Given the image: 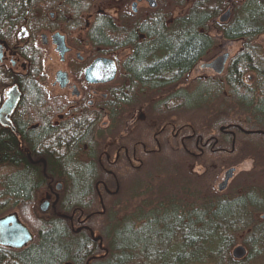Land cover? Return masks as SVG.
<instances>
[{
	"label": "trees",
	"instance_id": "1",
	"mask_svg": "<svg viewBox=\"0 0 264 264\" xmlns=\"http://www.w3.org/2000/svg\"><path fill=\"white\" fill-rule=\"evenodd\" d=\"M51 1L0 0V30L9 32L16 24L13 18L23 15L24 7H48ZM178 1L182 6L187 2ZM53 2L54 6L63 2L77 18L82 13L94 15L87 29V38L93 46L112 48L113 39L129 38L127 26H119L111 16L97 13V0ZM159 2V9L151 11L143 23L172 25L157 28L156 32L151 27L144 32H147L145 39L153 40L157 49L151 53L166 59L155 65L142 59L134 60L133 64L128 60L126 67L140 72L148 66L146 70L150 72H177L184 76L218 45L219 39L211 34L212 26L225 39H242L243 48L231 59L227 74L217 76L222 82L199 80L195 95L183 91L182 111L197 99L200 114L198 120L184 115L181 120L184 127L194 129L201 138L218 135L219 143L213 142L216 148L226 144L233 148L234 144L230 155L233 159L242 157L244 151L259 153L264 149V136L260 134L264 132V51L256 40L264 34V0H191L189 9L176 17L170 16L162 0ZM228 8H232L231 18L226 23L219 22ZM163 9L165 20L160 19ZM78 26V23L74 25ZM249 72L254 77L247 84L244 80ZM141 77L144 80L137 79L162 87L160 79L151 74ZM166 77L169 80L170 76ZM117 102V109L107 108L109 117L119 119V124L110 126L107 135L94 121L99 120L95 116H87L85 126L72 125L69 131L55 127L52 134L43 129L36 132L34 140L54 148L53 155L43 162L39 160L37 165L26 157H16L12 153L13 142L0 143V217L17 212L34 233V240L23 249L1 248L0 264H244L247 257L236 260L231 256L239 232L248 234L244 241L250 257L255 254V263L264 264L261 216L264 215V168L241 184L238 191L224 194L215 189V192L218 171L229 161L210 148L197 159H173L175 162L166 170L160 166L147 176L149 181H141L142 189L127 194L125 199L105 197L100 207L105 205L106 210L99 212L96 193L103 173L99 154L105 136L113 134L111 128L123 126L127 95H119ZM37 106L40 109L44 105L37 103ZM49 109L46 107L45 111ZM216 116L220 117L216 119ZM222 126L239 128L234 140L223 138ZM193 161L206 170L193 175L192 180L182 179V166ZM169 174H175V178ZM241 174L244 179L246 174ZM161 175H165L161 181L156 185L151 183L153 177ZM47 180L60 181L63 188L57 211L44 216L38 213L35 198ZM97 218L104 222L99 225ZM97 230L102 233L100 241L92 235Z\"/></svg>",
	"mask_w": 264,
	"mask_h": 264
},
{
	"label": "flooded vegetation",
	"instance_id": "2",
	"mask_svg": "<svg viewBox=\"0 0 264 264\" xmlns=\"http://www.w3.org/2000/svg\"><path fill=\"white\" fill-rule=\"evenodd\" d=\"M105 2L97 0V13L109 15L117 25L128 28L129 38L113 39L112 48L93 46L87 38V29L94 15L82 13L77 18L70 14L69 7L64 6L63 2L54 6L53 0L48 7H24L23 15L13 18L16 24L9 32L0 30V143L13 142L12 153L16 157H26L37 165L39 160L43 162L52 156L54 148L34 140L36 132L43 129V132L52 134L55 127L69 131L67 129L72 128V125L85 126L87 116L98 118V121H94L106 132L110 126L119 124V119L109 117L107 107L117 109V98L126 94L128 106L123 126L121 129L111 128L112 135H115L110 137L113 140L111 146H106V150H101L99 154V165L105 172L117 175L114 169L137 171L145 166L146 160L158 154L192 160L203 156L210 148L219 157L230 155L234 144L233 148L227 144L216 148L213 142L219 143L218 135L211 134L206 139L199 137L194 129L183 126L181 116L183 91L195 95L199 80L222 82V79L217 80V76L227 74L233 58L231 54L222 74L203 68L211 71V74L198 75L195 70L198 63L184 76L177 72H150L146 70L150 68L148 66L144 71L135 72L126 67V61L132 60L133 64L134 60L142 59L155 65L166 59V56L151 53L157 49H154L153 40L145 39L147 32L144 31L153 27L156 32L157 28L161 30L172 23H143L149 19L151 11L159 9V0H156L155 7L148 0H119L121 8L116 15L103 10ZM134 3H137L136 7ZM161 13L160 19L165 20V9ZM77 23L79 26L74 27ZM56 34L64 38L68 49L63 56L54 40ZM123 52H127V55L119 60L118 56ZM99 57H107L115 62L116 76L109 82L90 83L85 75L86 69ZM62 73L67 75L66 84L65 77L61 79ZM141 74H151V77L160 79L159 85L162 87L138 80H144ZM167 75L170 76L169 80ZM251 75L245 77V83H252L254 74ZM13 87L17 88L15 94L18 95V101L11 112L5 114L2 111L10 100L9 91ZM37 103L44 106L39 109ZM46 107L50 108L49 112L45 111ZM225 128H220L225 135L223 138L229 140V137H233L234 140L239 128ZM260 134L264 136V132ZM99 140L103 141L102 135ZM4 148L12 150L11 147ZM101 183L104 184L101 180L97 185ZM52 184V180H47L42 188L55 192ZM1 248L4 246L0 245V251L3 250Z\"/></svg>",
	"mask_w": 264,
	"mask_h": 264
},
{
	"label": "rangeland",
	"instance_id": "3",
	"mask_svg": "<svg viewBox=\"0 0 264 264\" xmlns=\"http://www.w3.org/2000/svg\"><path fill=\"white\" fill-rule=\"evenodd\" d=\"M162 2L165 3V5L167 7V12L170 14L171 17H176L182 13H185L191 5V0H187V2L185 3L184 6H182L181 1H178V0H162ZM129 5H130V3L128 4V7L130 8ZM103 7L105 8V9H103L104 11L111 13L113 15H116L118 12L117 10H120V8H121V6L119 4V0H108L107 2L104 3ZM123 8H125V7H123ZM211 34L215 38L219 39V43L210 53H208V55L205 58H203L197 64V67L195 68V70H196L198 75L207 76V75L211 74V71H209L208 69H203V67H202L203 64H206L207 62H209L210 59L216 58L217 56L222 55L226 52L230 53L231 56L233 57L236 55V53L238 51H240L243 48V40L242 39H240V40L225 39L222 36V34L215 28V26H212ZM256 44H260L263 47V51H264V34L259 36V38L256 40ZM126 55H127V52H123V53L119 54V56H118L119 60H123V58ZM251 74H253V73L252 72L247 73L246 78H248L249 76H252ZM192 77L193 76H191L190 78H192ZM211 105L214 106L213 103ZM199 112L200 111L197 109V99H194V102H190L188 105L185 106L184 110L182 111V115H184L185 117L194 116L198 120V116L200 114ZM219 117L220 116H216V119H218ZM222 127H227V126H222ZM229 128H227V129H229ZM104 134L107 135V132ZM113 136H115V135L110 134V135H108V137L104 138L105 142L103 143L104 147H102L103 151L106 150V146H108V147L111 146V142L113 140L110 139V137H113ZM120 136H122V134L119 135L117 138H119ZM261 151L259 153L252 151L249 154L246 151H244L242 154V157L240 156V157L234 158V159L231 158V156H230L231 154L226 156V157H222L226 161H229V163L224 165L218 171V176L216 177V181L214 184V191L216 189L217 192H220L218 189V186L223 181L225 172L228 170V168L233 167V166L236 168L235 174H234L233 178L229 181L228 187L224 191H222L221 193L231 194L235 191H238L241 184L246 183L249 180V178L254 175V173H258L259 170H262L264 168V149ZM173 162H175V160H173V158H170V156H164V154L163 155L158 154L157 156H154L153 158H149L148 160H146L145 166L143 168L137 170V171H126L125 172L124 171L125 169H120L118 171V170L114 169L116 167H111L112 169H114L117 172V175H116V174H111V173L105 172L103 170L102 178L100 180H102L104 182V184L101 183L97 187L98 190L96 193V205L98 204V206L100 207L101 202H103L104 198L108 197V196H112V199L118 200V199H125L130 193H133V194L136 193L137 190H139L140 188L142 189L144 186L143 183H142V185L140 184L141 181H143V180L149 181L147 178V176H149V174L152 175V173L154 171H156L157 169H159L160 166H161L160 169H162V168L165 170L169 169L170 165H172ZM112 169H110V170L113 171ZM205 170H206V168L204 166H198L197 163L194 161L188 162V164H186L185 166L183 165L181 168V172H182L181 177L184 180H190V179L192 180L193 175H195L197 173H203ZM123 172H124V175H123ZM241 173L246 174L244 179H242L243 174H241ZM163 176H165V175L155 176L150 181H151V183H154L156 185V183L159 182V180L161 181V177H163ZM169 176L171 178H175L174 177L175 174H169ZM59 183L62 184V182H60V181L52 184L53 190L55 192H52L48 188H45V189L42 188L36 193V198H35L36 208L38 210V213H40L41 215H44V216L48 215L49 216L51 214H54L55 211H57L58 200L60 198V193H61V190L63 188V184H62L61 189L57 188ZM46 200L50 201L51 204L49 205L47 211L43 212L41 210V204ZM131 206H132V208H134L135 203L133 202L131 204ZM100 208L98 209L99 212L103 213L106 210L105 205L102 207L104 209H102V208L100 209ZM261 216L264 219V215H261ZM96 221L99 222V225L101 224V222L102 223L104 222V220L101 218H97ZM92 235L98 241H100V238L102 237V233L99 232V230L93 231ZM247 235H248L247 232H239L238 233L237 241L231 249V256H232V251L236 246L243 245L247 249V255H246L247 263H244V264H256L255 263L256 257H254L255 254L250 257L249 254L251 252H250L248 246L245 244V241H244V239L247 238ZM100 245H101V242H100ZM100 247H102V245ZM102 248H104V247H102ZM245 258H243L241 260H244ZM236 260H238V259H236ZM206 264H210V263H206Z\"/></svg>",
	"mask_w": 264,
	"mask_h": 264
},
{
	"label": "water",
	"instance_id": "4",
	"mask_svg": "<svg viewBox=\"0 0 264 264\" xmlns=\"http://www.w3.org/2000/svg\"><path fill=\"white\" fill-rule=\"evenodd\" d=\"M141 1V0H139ZM152 7L157 5L156 0H148ZM137 3H134L136 7ZM232 16V8H228L220 17L219 22L226 23ZM55 43L58 45V50L62 54H65L68 51L65 40L59 34L54 36ZM2 58V46H0V59ZM230 58V53L226 52L222 55L217 56L211 62L203 64V68H210L217 74H222L225 70L228 59ZM116 64L115 62L107 57L97 58L87 69H86V78L90 83L94 82H109L112 81L116 76ZM64 78V83L66 84L67 75L66 73L61 74V79ZM63 84V86L65 85ZM17 91L16 87L10 89V100L7 103V106L3 108L5 114L11 112L13 107H15L18 101V95L15 94ZM261 131H257L260 133ZM246 133H254L252 131H246ZM236 168H229L224 175L223 181L219 184V191H224L228 185L229 181L233 178ZM62 184L59 183L57 188L61 189ZM50 205V201L46 200L41 204V210L46 212ZM101 239V238H100ZM34 240V233L25 224L17 212H10L0 217V245L11 248V249H22L28 246ZM247 255V249L243 245L236 246L232 251V256L234 259L241 260Z\"/></svg>",
	"mask_w": 264,
	"mask_h": 264
}]
</instances>
